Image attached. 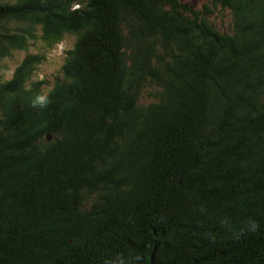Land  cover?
I'll return each mask as SVG.
<instances>
[{
    "label": "trees",
    "instance_id": "1",
    "mask_svg": "<svg viewBox=\"0 0 264 264\" xmlns=\"http://www.w3.org/2000/svg\"><path fill=\"white\" fill-rule=\"evenodd\" d=\"M66 36L0 82V264H264V0H0V69Z\"/></svg>",
    "mask_w": 264,
    "mask_h": 264
},
{
    "label": "rangeland",
    "instance_id": "2",
    "mask_svg": "<svg viewBox=\"0 0 264 264\" xmlns=\"http://www.w3.org/2000/svg\"><path fill=\"white\" fill-rule=\"evenodd\" d=\"M192 7L201 8L207 0H182ZM213 20L221 29H227L230 24L228 13H217ZM76 38L66 36L64 41L54 48H48L44 42L38 41L29 44L28 52H15L13 58H6L3 61V68L0 69V82L12 79L16 68L21 64L27 54L42 55L44 59L36 68L35 78L46 80L48 83L42 87L47 94L55 86L57 78H63V66L66 61V52L74 47Z\"/></svg>",
    "mask_w": 264,
    "mask_h": 264
}]
</instances>
